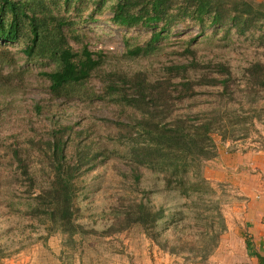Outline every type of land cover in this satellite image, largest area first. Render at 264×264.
Returning a JSON list of instances; mask_svg holds the SVG:
<instances>
[{
	"label": "trees",
	"instance_id": "16d2710c",
	"mask_svg": "<svg viewBox=\"0 0 264 264\" xmlns=\"http://www.w3.org/2000/svg\"><path fill=\"white\" fill-rule=\"evenodd\" d=\"M69 1L0 0V68L15 62L7 46L18 43L27 61L55 62V70L39 73L48 81V90L55 97L65 89L98 77L104 84V96L92 94L91 100L118 107V121L107 120L116 130L109 152L120 153L127 159L135 183L141 178L138 167L160 174L164 187L183 196L187 211L195 215L191 218L194 225L183 223L178 227L174 215L167 216L162 207L140 198L132 200L117 221V231L136 225L170 255L187 253L200 262L205 261L215 251L225 230L215 191L204 177L205 163L217 156L213 136L220 137L221 142L247 139L254 130L255 119L264 127L260 112L251 115V108L235 110L227 105L229 101L222 104L221 97L235 85L230 67L223 63L191 62L163 67L162 76L155 80H149L141 72L131 76L116 72L103 75L102 57L83 45L80 35L70 29L69 18L61 14L60 8L71 6ZM108 8L113 25L149 32L143 46H131L128 39L124 41L126 54L133 58L160 52L162 47L158 43L166 41L177 28L197 30L185 48L191 54L189 46L204 38L214 41L220 36V40L230 41L235 36L264 40L263 1L114 0ZM70 42L80 45V50H74ZM243 73L247 92L242 99L251 107L257 101L259 89L264 88V63H253ZM200 87H216L221 102L207 112L175 114L177 104L197 96L195 89ZM36 109L42 110L40 106ZM46 136L49 138L36 144L48 169L46 185L40 187L34 205L27 206L26 214L36 219L43 217L54 230L72 236L80 229L73 219L74 200L83 190L79 180L108 149L101 151L98 143L88 141L68 125L51 126ZM13 162L19 173L11 180L36 186V177L26 160L15 153ZM165 228L172 230L173 239L168 240ZM184 233L187 236L179 238Z\"/></svg>",
	"mask_w": 264,
	"mask_h": 264
},
{
	"label": "rangeland",
	"instance_id": "374dc122",
	"mask_svg": "<svg viewBox=\"0 0 264 264\" xmlns=\"http://www.w3.org/2000/svg\"><path fill=\"white\" fill-rule=\"evenodd\" d=\"M99 2L101 4L96 5ZM113 2L70 0L71 6L60 8L61 14L70 20V29L80 35L83 45L102 57L103 75L116 72L131 76L141 72L149 80H155L162 76L163 67L191 62L223 63L230 67L232 80L238 87L234 85L221 97L222 104L229 101L227 105L235 110L251 108V115L260 112L264 121V88L259 89L253 106L245 104L242 99L247 92L243 69L253 63H264V40L235 36L230 41H222L220 36L214 41L204 38L189 46L191 54L185 48L197 30L177 28L170 32L166 41L158 43L162 47L160 52L133 58L126 54L124 41L128 39L131 46H143L149 32L113 25L108 8ZM70 44L74 50H80V45ZM7 47L13 53L15 62L3 64L0 68V264H246L242 221L233 216L232 210L233 205L243 200L236 193L233 183L210 182L219 202L225 230L215 251L203 262L187 253L170 255L148 239L136 225L117 231V221L131 201L140 198L162 207L165 215H174V223L178 227L183 223L194 225L191 218L195 215L187 211V201L183 196L164 187L160 174L138 167L141 178L139 183H135L127 159L122 158L120 153L109 152L112 149L111 137L116 130L107 120L118 121V107L105 101L91 100L92 94L104 96V84L98 77L93 76L80 85L65 89L55 97L48 90V81L39 75L41 71L55 70V62L27 61L18 43ZM211 72L216 75L215 70ZM117 82L122 83L121 80ZM195 91L197 96L177 104L175 114L207 112L221 102L216 87H200ZM237 101L242 102L241 109ZM37 106L42 110L38 111ZM59 125L73 127V131L81 132L88 141L98 143L101 151L108 149L104 156H98L93 169L79 180L83 190L74 200L73 219L80 229L72 236L54 230L43 217L36 219L26 214L27 206L34 205L33 200L40 187L46 185L48 173L36 144L40 139L49 138L46 134L51 126ZM213 140L216 153L218 148L227 144L216 135ZM263 148L264 127L255 119L254 130L247 139L230 142L224 149L242 152ZM15 153L26 160L36 177V186L30 187L22 180H11L19 173L13 162ZM213 162H206L204 170ZM231 216L232 229H229L227 224ZM164 226L165 223L162 224L163 229ZM164 232L168 240L173 239L170 228H165ZM184 236L187 233L179 238Z\"/></svg>",
	"mask_w": 264,
	"mask_h": 264
},
{
	"label": "crops",
	"instance_id": "0c3cea01",
	"mask_svg": "<svg viewBox=\"0 0 264 264\" xmlns=\"http://www.w3.org/2000/svg\"><path fill=\"white\" fill-rule=\"evenodd\" d=\"M226 143L223 150L217 149L218 157L204 170V177L212 184H234L243 200L233 205L232 210L243 225L245 263L264 264V148L232 152L224 149L230 142ZM233 216L227 224L229 229H232Z\"/></svg>",
	"mask_w": 264,
	"mask_h": 264
}]
</instances>
